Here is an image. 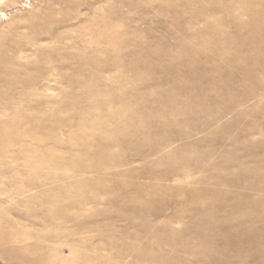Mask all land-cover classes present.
<instances>
[{
    "label": "rangeland",
    "instance_id": "374dc122",
    "mask_svg": "<svg viewBox=\"0 0 264 264\" xmlns=\"http://www.w3.org/2000/svg\"><path fill=\"white\" fill-rule=\"evenodd\" d=\"M0 264H264V0H0Z\"/></svg>",
    "mask_w": 264,
    "mask_h": 264
},
{
    "label": "bare ground",
    "instance_id": "6f19581e",
    "mask_svg": "<svg viewBox=\"0 0 264 264\" xmlns=\"http://www.w3.org/2000/svg\"><path fill=\"white\" fill-rule=\"evenodd\" d=\"M216 32H217V31H216ZM190 55H191V54H190ZM190 55H189V56H190ZM161 104H162V103H161ZM172 106H173V105H172ZM177 107H179V106H176V108H177ZM185 108H187V107H185ZM178 109H179V108H178ZM157 110H158V109H157ZM157 110H156V112H157ZM166 110H168V109H166ZM173 110H174V109H173ZM181 110L184 111V109H181ZM187 110H188V109H186V112H188ZM177 111H178V113H180L179 110H177ZM177 111H174V112L177 113ZM158 112H159V111H158ZM170 112H171V111H170ZM171 113H173V112H171ZM157 114H158V113H157ZM182 114H183V113H182ZM157 116H158V115H157ZM159 116H160V115H159ZM125 126H126V125H125ZM10 128H11V127H10ZM11 129H12V128H11ZM8 130H9V129H8ZM253 152H254V151H253ZM247 153H248V152H247ZM256 158H257V157H256ZM256 166H258V165H256ZM261 168H262V167H261ZM246 169H247V168H246ZM246 169H245V170H246ZM251 169H252V168H251ZM248 170H249V169H248ZM259 170H260V169H259ZM243 173H244V172H243ZM241 177H242V176H241ZM197 201H198V200H197Z\"/></svg>",
    "mask_w": 264,
    "mask_h": 264
}]
</instances>
